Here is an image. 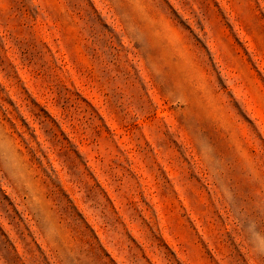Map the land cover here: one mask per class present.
Instances as JSON below:
<instances>
[{
    "label": "rangeland",
    "instance_id": "1",
    "mask_svg": "<svg viewBox=\"0 0 264 264\" xmlns=\"http://www.w3.org/2000/svg\"><path fill=\"white\" fill-rule=\"evenodd\" d=\"M0 264H264V0H0Z\"/></svg>",
    "mask_w": 264,
    "mask_h": 264
}]
</instances>
